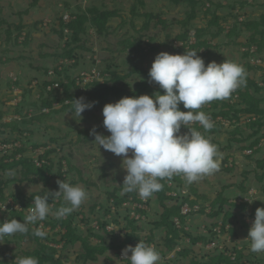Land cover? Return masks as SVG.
Masks as SVG:
<instances>
[{
	"label": "rangeland",
	"instance_id": "rangeland-1",
	"mask_svg": "<svg viewBox=\"0 0 264 264\" xmlns=\"http://www.w3.org/2000/svg\"><path fill=\"white\" fill-rule=\"evenodd\" d=\"M195 1L198 16L191 26L195 24L206 28L202 40L206 39L207 43L202 44L199 49H190L191 44L185 45V49L197 51V54L204 59L205 65L212 61L223 63L226 59L239 63L245 70H247L248 64L255 65L252 66L254 68L248 70L249 74L256 79L261 87H264V49L259 52L256 43H252L250 47L246 44L251 40L255 29H247L245 26H240L241 24L235 29L236 19L234 14L232 15L233 11L238 14L237 21H250L251 19L260 21L264 14V0ZM211 2L215 5L212 6ZM230 3L237 5L235 10L229 6ZM95 5L102 9L116 10L117 15L110 19L109 28L104 34H99L94 28L89 27L88 33L82 36L80 43L84 47L77 46L80 50L79 53L82 54L78 64H75V59L71 58L65 59L63 62L65 69L67 66L70 67L66 74L74 77L79 73V70L98 68L103 74L100 82L109 81L110 85L125 86L127 90L137 89L140 82L147 81L153 90H145L140 95L150 96L157 91L163 94V91L157 84L150 83L149 75L145 73L150 71L155 57L160 52L176 54L177 48L182 45L177 36L185 30L183 21L188 19L194 6L191 0H182L180 3L174 0H0V110L7 113L0 120V159L4 154H11L16 146L22 144L26 147L25 155L35 160H38L48 149L55 150L50 155L51 160L45 158L54 164L51 181L47 184L41 180L39 182L26 180L23 177L21 166L15 169L0 170V179L7 184L4 186V198L0 197V207L6 204L5 211H10L12 205L14 207L17 205L21 210L22 203L14 202L15 196H19L20 201L26 203L35 193L42 190L45 192L59 190L58 176L60 174L63 176V171H66L67 175L63 176L65 182L79 185L88 192V199L75 210L80 211L76 219L77 222L83 215L92 219L88 224H81L84 235L89 234L90 226L98 230L97 219L109 221L107 229H116L119 233L122 231L120 226L126 225L127 220H131L134 215L141 214V211L137 210L134 200L130 202L124 200L118 206L115 204L116 197L122 199L126 195L132 197L135 193L138 194L131 192L121 195V185L127 174L122 168V158L103 148L100 152L99 146L94 143L95 137L90 134L87 136L83 132L85 128L102 125L103 107L119 100L111 96L105 98L90 110H85L80 122L78 118L77 121L72 119L71 114L66 115L68 111L53 113L40 121L32 119L37 117L36 115H40L38 106L42 102V98L49 96L48 93L43 95L42 86L35 80L36 75L44 77L46 68L53 69L54 65L61 64L64 58H68L62 54H64L71 30L66 28L64 37L59 36L56 30L61 27L60 18L63 17L66 22L64 19L66 14L72 16L71 12L86 11ZM134 7L137 11L136 16L133 15ZM210 7H212L211 10ZM215 11L220 15L218 23L213 21ZM145 13L160 15L164 22L160 23L157 19H152L150 27L144 29ZM20 24L24 28L19 34L17 25ZM8 28L12 31L10 38L7 32ZM191 40L194 42L195 38L193 37ZM133 43H137L139 46H135ZM248 49H250V54L246 55ZM93 60H95L94 63ZM136 68V72L130 74ZM61 73L65 74L63 71ZM113 73L120 75L123 79H116L113 77ZM50 77L59 79L60 76L56 73ZM31 79L33 80L29 83ZM16 81L19 83L17 84ZM27 85L29 89L24 96L20 92V87L25 91ZM84 87L85 83L79 84V91H86L87 89ZM57 88H59L60 96H63L64 89ZM72 91L78 92L75 87H72ZM251 91L254 92V90ZM255 94L257 97H263L264 90ZM242 98L240 92L234 91L228 99L220 101L218 109L229 108L228 105L224 106L223 102L227 101L236 105ZM66 102L72 105L69 98ZM243 103L246 104V102ZM243 103L230 109L231 114L237 108L243 107ZM60 106L62 104L58 103L57 108ZM201 108L211 117L214 125L217 122H223V128L217 129L215 134L210 136L211 142L223 154L220 170L213 175L203 177L198 182L186 183L184 187H178L176 183L173 189L177 195L171 196H179V203H181L184 196L188 195L198 201V204L205 206L206 213H195L186 219L185 229L189 230L192 227L191 231L194 234L207 233L206 225L207 227L212 226L214 222L218 223L219 220H222L223 215L218 219H213L208 213L211 212L212 207L218 206L220 194L228 198L227 209L233 215L227 219L229 223L227 225H231V227L222 229L220 236L216 238L218 240L216 245L222 248L226 243L232 242L238 245L245 255L241 260L242 263L264 264V252H251L250 240H244L255 219V215L252 213L253 209L264 207V178H262L264 167L259 168L258 165L259 160L264 157V137L253 150L244 148L246 143L251 144L259 136L256 135L245 140L254 131L248 124L249 118L246 114H242L240 119L232 120L225 119L221 115L213 118L211 113L215 110L212 102ZM45 110L49 111L48 108ZM9 122L10 125L6 126L5 123ZM19 130L24 131L22 136L19 135ZM11 131H13L12 138L9 136ZM97 132L105 136L110 135L106 129ZM233 138L236 140L233 141ZM6 139H10L11 142L5 144L4 140ZM239 139L242 141H238ZM10 171L14 172V175H7ZM23 178L25 180H22ZM34 184H42L44 188L33 191ZM237 184H244L247 191L244 192L245 190ZM168 185L170 186V183ZM253 188L256 191L249 196L248 194ZM219 192L220 194H218ZM243 196H248L253 200L248 203L244 211L239 208L240 204H238L241 200L239 197ZM160 200L157 193L148 198V207L141 208L144 212L136 223L140 226L142 237L153 235L154 241L150 245L154 247L156 243L163 247L166 237L165 228L155 226L156 220L160 219L164 211ZM166 203L172 204L173 202L168 199ZM214 203L217 205H213ZM5 211L0 212V222L10 219V212ZM249 212L252 213L251 216L248 215ZM46 219L54 220V216L49 215ZM59 230L64 232V229H60V227L53 231L59 232ZM100 233H102L105 244L110 246L111 244L118 245L122 240L110 233L102 231ZM57 238H60V235ZM34 239L35 237L30 234L17 233L5 236L3 241H0V264H14L15 256L35 257V251L39 249V245ZM46 243L56 246L58 249L63 246V243H57L54 240H48ZM189 243V237L179 239L176 252H167L166 254H163L160 248L159 253L162 258L160 264H189L194 260L201 264L211 261L210 253L206 251L209 248L202 247V242L198 243L196 249L192 247L195 249L194 253L178 256L177 252ZM83 253L85 250L80 242L66 245L57 252L62 258V264H129L128 261H121L123 259L122 252L119 254L114 249H108L97 260L88 262L79 258ZM232 253V250H225V254L234 259ZM130 255L131 253H129Z\"/></svg>",
	"mask_w": 264,
	"mask_h": 264
},
{
	"label": "clouds",
	"instance_id": "clouds-1",
	"mask_svg": "<svg viewBox=\"0 0 264 264\" xmlns=\"http://www.w3.org/2000/svg\"><path fill=\"white\" fill-rule=\"evenodd\" d=\"M197 53L195 50L184 54L160 52L150 68L149 82L157 84L163 94L157 91L151 96H125L118 102L106 104L102 110L103 127L110 135L97 132L96 127L90 131L100 152L103 148L122 158V168L127 174L121 185V195L137 192L146 200L162 189L160 181L165 178L182 175L186 183L192 184L220 170L223 154L209 137L193 127L198 123L207 132L213 129L214 122L205 112L197 110L214 100L228 99L238 88L246 86L247 72L242 65L228 59L205 65ZM181 103L188 111L180 109ZM94 104L83 97L74 99L66 115L71 114L72 119L77 121L78 118L80 122L82 113ZM182 128L188 131L182 133ZM7 175H14V172ZM57 184L59 190H47L43 195L32 197L33 206L28 207L22 221L0 222V241L5 236L26 234L29 224L44 221L49 215L65 218L88 199V192L79 185L64 180H57ZM34 185L33 191L44 188L42 184ZM255 191L251 189L248 195ZM61 196L65 204L54 211L49 200ZM5 209L6 204L0 207V212ZM41 228H36L33 235L43 238L46 233ZM244 240H250L251 252H264V207L256 209ZM15 257L14 264H39L32 256ZM122 257L121 261L129 264H160L162 259L159 251L143 240L134 247H125Z\"/></svg>",
	"mask_w": 264,
	"mask_h": 264
},
{
	"label": "trees",
	"instance_id": "trees-1",
	"mask_svg": "<svg viewBox=\"0 0 264 264\" xmlns=\"http://www.w3.org/2000/svg\"><path fill=\"white\" fill-rule=\"evenodd\" d=\"M174 1L177 3H180L182 0H174ZM191 2L194 5L192 8V11L188 19L183 21V26L185 30L183 31L182 34H179L177 36V39L178 40H188L190 30L195 28L197 31L196 35H197L198 41L195 44L191 45V49H199L202 44L207 43L206 39L202 40V35L206 31L205 30L206 28L205 27L201 28L200 26H196L195 24L192 25L193 27L191 26V23L194 20H196L198 16V13L196 12L197 9L195 6L196 1L191 0ZM213 5L215 4L212 3V6ZM229 6L232 7V10H235L237 7L235 3L234 4L230 3ZM211 8L212 7H210L209 9L211 10ZM71 14L75 17L69 22H64L63 17L60 18L61 27L59 30H56V31L58 32L60 37H64V35L66 34L64 30L66 28L71 30V32L69 33L68 40L66 42V48H65L64 54L62 55L64 57L75 59V64H78V62L81 59L80 55L82 54L79 53L80 50L77 48V46H81L82 48L84 47V45L80 44L82 42V36L88 33L89 27L94 28L99 34L106 33L109 28L108 24H109L110 19L113 16L117 15V11L110 9V8L102 9L101 7L95 5L86 11L82 10L78 12H71ZM233 14L236 19L235 29L240 24H241L240 26H245L247 29H252V28L255 29V32L252 34L251 40L247 42L246 44L250 47L252 43H256L258 45L257 50L261 52V50L264 49V14L260 21H255L254 19H251L250 21H246V20L237 21L238 14L234 13V11L232 12V15ZM133 15L134 16L137 15L136 7L133 8ZM145 16H146V21L143 25L144 29H148L150 27V22L152 19H157L158 22L160 23L164 22L160 15H154L153 13H145ZM219 19H220V15L216 13L215 11V16H214L213 21L215 23H218ZM23 28H24L23 25L21 24L17 25V30L19 34L22 32ZM7 32L10 38L12 36L11 29L8 28ZM15 38L17 39L18 37H15ZM133 44H135V46H139L137 43H133ZM178 49L190 51V49H185L184 46L179 47ZM249 50L250 49L246 51V55L250 54ZM94 62L95 60H93V63ZM252 66H255V65H252ZM252 66L248 64V67L246 68L247 69L246 70L247 72L246 86H242L236 90L240 92V94L242 95L244 99L242 98L241 100H239L236 105L230 104L227 101L226 103L223 102L224 106L228 105L229 107L228 109H225V108L218 109V106L221 100H214L212 101V103H213V108L215 111L212 112L211 115L213 118H216L219 115H221L225 119L232 120L234 118L240 119L242 114H246L249 118L248 124L254 129V131L252 134L248 135V137L245 138V140L250 139L253 136L259 135L255 140L253 139L254 141L251 144L246 143L244 147V148H250L253 150L254 147L260 143L261 138L264 137V132H263L264 95L263 97H257V95L255 94V93L263 92L264 87H261L259 83L256 81V79L250 76L248 70L254 68ZM69 68H70L69 66H67L66 69L64 67L63 72L65 74H62L60 71H58L59 73H57L60 76L59 79L57 80L59 81L60 85L64 89L63 96H60L59 88L53 87L51 89H48V86L53 85L56 81V79H51L49 68L45 69L46 73L44 77H39L38 75H36L37 77L35 78V80L38 82V84L42 86L43 95L48 93L47 95L49 96L48 98L47 97L42 98L43 100L38 106V112H40V115H36L37 117H34L32 119L33 121H36V120L40 121L42 120V118L49 117L53 113H58L61 111H69L72 105L71 103L66 102L67 98L70 99V102H73L74 99H78L81 96H83L86 102H95L94 105H96L98 103H101L105 98H108L110 96L114 97L117 100H120L121 98L125 96L127 97H133L136 95L139 96L140 93L144 92L145 90H148V91L153 90L147 81L140 82L137 89L127 90L125 86H120L116 84L110 85L109 81L100 82L99 80H94L92 82H88L85 85L84 88L87 89L86 91H79V85L76 83V78L73 76L71 77L69 74H66V71L68 73ZM136 70L137 68L133 69L130 72V74L136 72ZM145 74L149 75V72H146ZM113 75H114L113 77H115L116 79H123V77H121L120 75H116L115 73H113ZM263 78H264V75H263ZM32 80L33 79H31L29 83ZM16 83L18 84L19 82L16 81ZM72 87H75L76 90H78V92H73ZM20 88L23 90V95L25 96L26 92L28 91L27 89H29L28 85L25 91L22 87ZM251 90H254L255 93L252 92ZM243 102H246V104H244ZM58 103L62 104L60 108H57ZM242 103H243V107L241 108L236 107L237 109L231 114L230 109H233L235 106H240ZM34 104L36 105V103ZM46 108L49 109L48 112L45 110ZM180 109L182 111H188V109H185L183 107L182 103L180 105ZM197 111H203V109L200 108ZM6 114H7L6 111L0 110V120H2ZM5 125L6 126L10 125V122L5 123ZM93 127H96L97 131L101 129H105L102 124V125H95L92 127L85 128L83 129V132H85V134L88 136L90 134V131L93 129ZM193 127L196 128L198 131H201L206 137L210 138L211 135L215 134V131L217 129H220L221 127L223 128V122L222 121L217 122L214 125L213 129L207 132H205L198 123L194 124ZM187 131L188 129L182 128V132H187ZM12 132L13 131H11V133L9 134L10 138L13 137ZM23 134H24V131L19 130V135L22 136ZM9 140L10 139L4 140V143L8 144V142H11V140L10 141ZM232 140L234 141L236 139L233 138ZM238 141H242V139H239ZM25 149H26L25 145L22 144V145L16 146L11 154L10 153L4 154V156L0 159V170H7L8 168L15 169L21 166L22 172L24 175L23 177L26 180L28 179L29 181H32V182H39L41 180L45 184L49 183L53 175L52 172H53L54 164L53 162L50 163L46 159L51 160L50 155L55 150L48 149L46 153H44L43 155L39 157L38 160H35L34 158L25 155V151H26ZM258 164L264 167V157L259 160ZM65 175H67V172L63 171V176ZM63 176L62 174H60L58 176V180L65 181V178ZM24 178L22 180H25ZM262 178H264V175L262 176ZM168 180L173 181V184L171 186L168 185ZM183 180L184 179L182 175H174L171 179L165 178L160 181L163 185L162 189L156 192L161 199L160 201H161V205L164 208V211L162 212L160 219L156 220L155 226L158 228L160 227L165 228L166 237H165L164 246L161 247L159 244L156 243L155 248L158 251L161 248L163 254H166L167 252H176V246L179 243V239H182V238L184 239L185 237H189L190 243L189 245H184L182 249H180V251L177 252L178 256H187L189 253H194V250L196 249L195 247L198 245L199 242L203 243L201 245L202 247L203 246L207 247V244L214 240L218 242L216 238L217 236H220V234L214 231V227H213L214 225L217 224V221L214 222L212 226L207 227L209 230L207 233L200 232L199 234H194L191 231L192 227L189 230L185 229L184 226L186 224V219L188 218L189 215H193L195 213L204 214L206 213V209H205V206L202 204L198 212H193L189 215L181 214V207L184 202H188L192 206L198 203V201L190 198V196L188 195L184 196L182 202L179 203V200H180L179 196H171L168 194L169 191L174 190L173 186L176 183L178 184V187H184L186 182ZM237 185L241 189L245 190L244 192L247 191L246 188L244 187V184H237ZM4 186H7V184L3 183L2 179H0V197L1 198H4ZM44 193L45 191L42 190L38 193H35L32 197L36 195H43ZM218 194H220V192ZM32 197L28 201H26V203H23L22 201H20L19 196L14 197L15 202L22 203V209L19 210L17 208H13L10 211L9 221L12 219H17V220L22 221L24 219V217L27 215V213L25 212L28 211V207L33 206ZM131 198H133L132 200H138L139 196L138 194L135 193L134 196L132 197L130 195H126L122 199L116 197L115 204L116 206L121 205L124 200L127 201V200H130ZM168 199L172 201L173 203L172 204L166 203ZM219 199L220 201L217 203L218 206L212 207L211 212L208 213L210 218L218 219L221 216V214H224V211H226V206L228 204L227 201H229L228 198L223 197V195L220 194ZM49 203H52V207L54 211L65 204L62 196L58 198V200L55 199L51 201L50 199ZM217 204L214 203L213 205H217ZM247 205H248V202H243L240 204L239 208L244 211L246 210ZM255 212H256V208L253 209L252 213L255 215ZM79 213L80 211H73L71 214L67 215L65 218H62V219H57L54 217V220L45 219L44 221H38L35 225L33 224L28 225L29 231L26 234H30L33 237H35L34 240L35 242H38V245H39V249L35 251V257L38 259L40 264H45V263L62 264V258L60 257V255L57 254V252L59 250L61 251L64 246L69 245V244L73 245V244H76L77 242H80V244L85 250V253L80 255L79 258H83L84 261L88 262L89 260H97L98 257L100 255H103L108 249H114L120 254V252H122V250L128 245H132L133 247L136 246V244L139 243V240H143L147 244H151V242L154 241L153 235H149L146 237H142V235H140V230H141L139 228L140 226L136 225L139 219H136L135 217H132L131 220H127L126 225L120 226V229L123 231V233L122 231L118 233L116 229L108 230L107 227L110 224L108 223L109 221H106V220L101 221L97 219L98 220L97 222L99 224L98 230L94 229L95 227L93 228L90 226L89 234L84 235L83 230L81 229V224H88L91 222L92 219H90L89 217H86V215H83L80 218V221L77 222L76 219L78 218ZM81 213L83 212L81 211ZM177 216L181 217V222H182L181 227H178V225L174 221L175 217ZM228 217L229 215L224 214V216L222 217V220L224 221V223H227ZM41 223H44L43 231L46 233V235L43 238L36 237L33 235V231L36 228H39ZM47 227H50V229H47ZM58 227H60V229H64V232L60 230L59 232L53 231V230H56V228L58 229ZM100 231L105 232V233H110L114 236L121 238L122 240L118 245L117 244H111V246L107 245L105 244V241L103 240V236L101 235L102 233H100ZM233 233H236V231H233ZM58 235H60V238H57ZM48 240H54L55 242L57 241V243L59 242L63 243V246L60 249H58L56 248V246L54 247L50 245L49 243H46V241ZM231 243L232 242L226 243L225 245H223L222 248H220L217 245L210 247L211 249L207 247L209 248V250H206V251L210 253L211 261L201 263V264H245V263H242L241 261L245 257V255L243 254L241 249L238 248V245H235L233 243L231 245ZM192 247H194L195 249ZM225 250H232L233 253H235V258L231 259L230 256L225 254ZM189 264H200V262L198 263L197 261L194 260Z\"/></svg>",
	"mask_w": 264,
	"mask_h": 264
},
{
	"label": "built area",
	"instance_id": "built-area-1",
	"mask_svg": "<svg viewBox=\"0 0 264 264\" xmlns=\"http://www.w3.org/2000/svg\"><path fill=\"white\" fill-rule=\"evenodd\" d=\"M72 17L74 18L75 16H73V15L70 16V14H66L64 16V19H65L66 22H69L70 20L73 19ZM69 18H71V19H69ZM196 34H197L196 29L195 28L194 29H191L190 32H189L188 40H180L182 42L181 43L182 45L180 47L185 46V45H189V44H191V45L195 44L198 41V38H197V35ZM193 37L195 38V41L194 42L191 40V38H193ZM178 48L176 50V54H183V52L185 50H180ZM190 49H191V46H190ZM65 59H70V58H64L61 64L54 65L53 66V69H49L50 75H54V74L58 73V71L62 72L64 70L63 62H64ZM78 72L79 73L74 76L76 78V83L78 85L81 84V83H85V85H86L88 82H92L94 80H101L100 78L103 75L102 72H101V70L98 69V68H90V69L89 68H85L84 70H81V71L79 70ZM53 87L54 88H57V87H61L62 88V86L60 85V83H59V81L57 79H56V81H55V83L53 85H49L48 86V88H53ZM21 90H20V92L23 93V90L22 91ZM168 183H170V186H171L173 184V181L171 180ZM174 192H175V194H173ZM168 194L169 195H177V192L173 190V191H169ZM245 197L248 198V196H245ZM245 197L244 196L243 197H239L241 199L240 202L239 203L237 201L236 202L238 204H241L243 202H248V200ZM132 199L133 198H131L130 200H128V202H130ZM134 202H135L134 203L135 206H137V210H140L141 211L140 213L143 214L142 212H144V210H142L141 208H144L146 206L148 207V205H147L148 199H146V200H144V199H140L139 200L138 199V200H134ZM18 205H20V204H18ZM13 208L19 209L17 207V205L15 207L12 205L11 206V210ZM200 208H201V205L198 204V203L196 205L192 206L188 202H184L183 205H182V207H181V214H183V215H189V214H191L193 212H198L200 210ZM7 210H9V209H7ZM10 211H5V212H10ZM141 214H137V216L134 215V217L136 219H139L140 216H141ZM248 215L251 216L252 213L249 212ZM174 221L176 222V224L178 225V227H181L182 226L181 217H179V216L175 217ZM227 224H229V223L227 222L225 224L223 220H219L218 223L214 227V231L217 232L218 234H221L222 229H224V228H230L231 227V225H227ZM40 225L43 226L42 228H41V226H39L41 228V230L43 231V229H44V223H41ZM47 228L50 229V227H47ZM206 228H207V226H206ZM205 231H207V230L205 229ZM216 243H217V241L214 240V241L208 243L207 244V247L210 248V247L216 246ZM232 257L235 258V253H232Z\"/></svg>",
	"mask_w": 264,
	"mask_h": 264
},
{
	"label": "crops",
	"instance_id": "crops-1",
	"mask_svg": "<svg viewBox=\"0 0 264 264\" xmlns=\"http://www.w3.org/2000/svg\"><path fill=\"white\" fill-rule=\"evenodd\" d=\"M259 165V168H261L262 166H260V164H258ZM264 170V169H263ZM224 214H227V215H229V217H231L232 215H233V213H230L229 211H228V209H227V206H226V211H224ZM224 214H221V215H223L224 216ZM220 217H222V216H220ZM228 217V218H229Z\"/></svg>",
	"mask_w": 264,
	"mask_h": 264
}]
</instances>
